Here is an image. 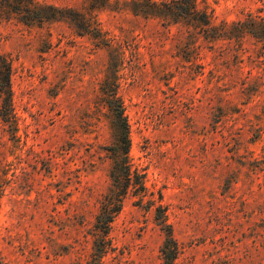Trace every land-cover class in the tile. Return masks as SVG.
Returning a JSON list of instances; mask_svg holds the SVG:
<instances>
[{
  "label": "rangeland",
  "instance_id": "obj_1",
  "mask_svg": "<svg viewBox=\"0 0 264 264\" xmlns=\"http://www.w3.org/2000/svg\"><path fill=\"white\" fill-rule=\"evenodd\" d=\"M37 1L96 31L0 13L17 118L0 117V264L92 261L117 191L110 89L145 189H128L99 263L264 264V47L234 26L264 18V0H197L212 34L232 37L212 42L189 18L147 17L133 0ZM170 238L178 251L165 259Z\"/></svg>",
  "mask_w": 264,
  "mask_h": 264
},
{
  "label": "trees",
  "instance_id": "obj_2",
  "mask_svg": "<svg viewBox=\"0 0 264 264\" xmlns=\"http://www.w3.org/2000/svg\"><path fill=\"white\" fill-rule=\"evenodd\" d=\"M135 10L149 16L158 17L167 20L171 14H177L179 17L192 20L196 24V29H199V34L206 41L231 40L232 37L227 35L223 30H218V34L213 35L217 27L213 25L212 16L208 13V8L201 9L197 0H170L166 2H156L153 0H133ZM18 13L20 20L26 24H44L45 22H53L60 20L71 21L74 26L83 31L94 33L96 31L91 23L86 20L83 14L77 12L60 9L53 5H43L37 0H0V13L5 11ZM227 24H223L221 28H226ZM238 28L244 38L247 35L252 36L264 47V18L260 16L249 15L246 21H239L234 25ZM220 31V32H219ZM225 38V39H223ZM238 39V38H236ZM12 62L4 55H0V99L2 100V109L0 117L11 125L16 124L17 118L14 113L12 100ZM107 99L114 101V106H111L116 119L118 120V153L116 155L115 165L112 171V179L114 186L117 189L113 193V198L106 199L102 203L101 213L97 217V230L102 233V238L96 243L95 252L92 256V261L89 264H100L101 258L107 253V239L111 224L115 217L121 212L123 198L128 193L131 185L140 186L145 189L143 176L138 170L132 171L130 164V148L131 140L129 135V124L124 116V105L118 97L117 91L108 90ZM144 193V192H143ZM171 237V236H170ZM174 248L173 250L171 247ZM168 251H178L177 243L170 238V241L165 244L162 249L163 256L167 257ZM100 259V260H99ZM165 264L168 262L165 260Z\"/></svg>",
  "mask_w": 264,
  "mask_h": 264
}]
</instances>
